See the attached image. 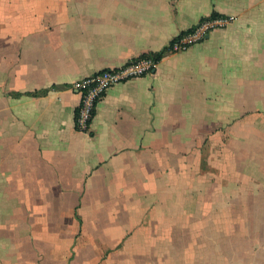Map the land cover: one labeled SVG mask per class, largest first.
<instances>
[{"label": "crops", "instance_id": "crops-1", "mask_svg": "<svg viewBox=\"0 0 264 264\" xmlns=\"http://www.w3.org/2000/svg\"><path fill=\"white\" fill-rule=\"evenodd\" d=\"M145 54L78 131L76 84ZM248 137L249 198L205 197ZM0 264H264V0H0Z\"/></svg>", "mask_w": 264, "mask_h": 264}, {"label": "built area", "instance_id": "built-area-1", "mask_svg": "<svg viewBox=\"0 0 264 264\" xmlns=\"http://www.w3.org/2000/svg\"><path fill=\"white\" fill-rule=\"evenodd\" d=\"M231 20L228 16L203 18L196 26L175 38L169 45V51L174 53L187 51L202 42L211 32L227 26ZM156 67L157 60L141 56L130 60L119 68L103 70L76 84L75 88L80 95V102L75 114L77 130L89 131L98 104L112 87L149 75Z\"/></svg>", "mask_w": 264, "mask_h": 264}, {"label": "rangeland", "instance_id": "rangeland-1", "mask_svg": "<svg viewBox=\"0 0 264 264\" xmlns=\"http://www.w3.org/2000/svg\"><path fill=\"white\" fill-rule=\"evenodd\" d=\"M236 152L237 165H234L235 159L229 157L205 161L203 170H206L207 174L200 176V183L206 184L205 197L249 198V137L248 142L237 143ZM231 167L237 168L235 173H229Z\"/></svg>", "mask_w": 264, "mask_h": 264}, {"label": "trees", "instance_id": "trees-1", "mask_svg": "<svg viewBox=\"0 0 264 264\" xmlns=\"http://www.w3.org/2000/svg\"><path fill=\"white\" fill-rule=\"evenodd\" d=\"M218 16H221V15H219V14H213V15H211V17H213V18L218 17ZM143 56L144 57H152L153 59H155L157 61L160 59V55L145 54Z\"/></svg>", "mask_w": 264, "mask_h": 264}]
</instances>
